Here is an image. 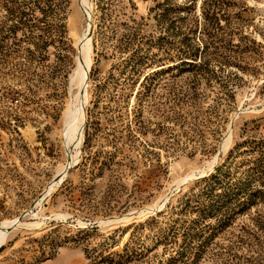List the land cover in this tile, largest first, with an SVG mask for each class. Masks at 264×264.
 I'll return each instance as SVG.
<instances>
[{
  "label": "rangeland",
  "instance_id": "obj_1",
  "mask_svg": "<svg viewBox=\"0 0 264 264\" xmlns=\"http://www.w3.org/2000/svg\"><path fill=\"white\" fill-rule=\"evenodd\" d=\"M17 218L0 264H264V0H0Z\"/></svg>",
  "mask_w": 264,
  "mask_h": 264
},
{
  "label": "bare ground",
  "instance_id": "obj_2",
  "mask_svg": "<svg viewBox=\"0 0 264 264\" xmlns=\"http://www.w3.org/2000/svg\"><path fill=\"white\" fill-rule=\"evenodd\" d=\"M88 33H89V29H87L85 31V33L81 39L82 44H83V46H82L83 52H86L89 48V40H91V36L87 37ZM89 67H90V63H88L87 66L82 65V69L79 70V72H80V78H79L80 91H79V94L77 95V98H76V102H77L76 104L80 105L78 112L81 115V122L83 121V118H84V106H85V103L88 99V94L86 93V87H87L88 79H89L88 78ZM81 122H80L79 130H77L80 133H82L81 131L83 129ZM61 173H64V171H62ZM65 173L67 174V172H65ZM15 222H20V220L17 218V220ZM15 222L6 223L5 225H3V224L0 225V245H2L6 241L7 230L9 228V226H11Z\"/></svg>",
  "mask_w": 264,
  "mask_h": 264
},
{
  "label": "water",
  "instance_id": "obj_3",
  "mask_svg": "<svg viewBox=\"0 0 264 264\" xmlns=\"http://www.w3.org/2000/svg\"><path fill=\"white\" fill-rule=\"evenodd\" d=\"M90 34V33H89ZM91 36V35H90ZM64 175H66V173H60L54 180L55 183L62 181L64 179ZM20 220V218H18ZM18 224V222L13 223L11 226H9L8 230L10 231L11 229L15 228L16 225Z\"/></svg>",
  "mask_w": 264,
  "mask_h": 264
},
{
  "label": "trees",
  "instance_id": "obj_4",
  "mask_svg": "<svg viewBox=\"0 0 264 264\" xmlns=\"http://www.w3.org/2000/svg\"><path fill=\"white\" fill-rule=\"evenodd\" d=\"M3 247V246H2Z\"/></svg>",
  "mask_w": 264,
  "mask_h": 264
}]
</instances>
